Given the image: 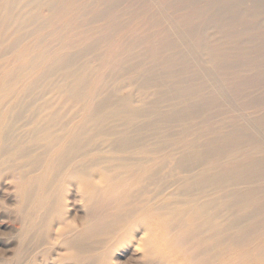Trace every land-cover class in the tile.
I'll list each match as a JSON object with an SVG mask.
<instances>
[{
    "label": "bare ground",
    "instance_id": "1",
    "mask_svg": "<svg viewBox=\"0 0 264 264\" xmlns=\"http://www.w3.org/2000/svg\"><path fill=\"white\" fill-rule=\"evenodd\" d=\"M64 1L0 0V171L32 172L30 180L19 177L18 184L27 221L22 233L31 235L29 244L40 247L45 258L62 251L61 261L73 264H110L119 247L131 244L143 264H264V124L254 121L256 113L251 120L260 130L244 123L255 141L233 125L226 135L219 134L220 128L191 125L198 119L193 102L166 91L163 72L143 70L155 59L160 71L180 64L183 56H160L164 47L148 60L140 56L141 67L121 60L109 82H88L84 77L95 69L71 68L66 60ZM217 2L198 7L195 15L207 19ZM262 18L264 11H247L232 27L245 35L259 33L255 37L262 45L257 22ZM178 19L189 36H197L187 48L199 56L191 62L198 78L229 84L257 67L260 45L251 42L250 50L238 41L210 46L193 28L194 17ZM139 20L156 26L148 16ZM211 23L218 33L228 24L227 19ZM46 29L52 35L48 40L42 35ZM169 36L185 39L171 24L156 41ZM50 40L54 49L45 52ZM7 56L14 69H1ZM35 68L56 80L40 78L38 85L36 80L35 93L29 87L16 91L24 78L20 75ZM222 85L213 88L224 97L227 87ZM256 109L264 111L263 105L251 110ZM75 203L85 213L69 220L67 208ZM110 209L115 213L105 221L94 220L99 211Z\"/></svg>",
    "mask_w": 264,
    "mask_h": 264
},
{
    "label": "rangeland",
    "instance_id": "2",
    "mask_svg": "<svg viewBox=\"0 0 264 264\" xmlns=\"http://www.w3.org/2000/svg\"><path fill=\"white\" fill-rule=\"evenodd\" d=\"M136 1L65 0V15L63 17L65 22H68V20L69 22L64 30L63 38L65 39V47L67 46L65 52L68 51L66 60H69L67 62H69L70 67L76 69L81 66L80 64L93 67L95 70L84 78L88 82L93 80L99 85L106 80L110 81L111 75L117 71V68L115 69L116 65L121 60L128 61L129 67H141L143 62L140 60V56H146L143 59L148 60L151 53L158 48L164 47L163 55L160 56L163 58L174 55L183 56L180 64L177 67H173V69L160 71L158 66L159 59H155L149 61V65L145 64L143 70L156 74L163 72L164 74L162 75L167 78L165 81H168L165 83L166 91L172 92L176 96H182L183 94V97L193 102L192 113L198 119H196L195 123L191 121V125H203V127H206V131L211 128H220L219 134L221 135L224 132V135H226L228 127L233 125L239 130H243L242 134H245L248 139L259 140L252 132L253 130L248 128L247 125L244 126V123L248 122L256 125L255 128L259 130L261 129L259 126L257 127L259 124H254V121H261L260 125L264 124V111L251 110L259 105L264 107V78L259 80L252 77V75L259 77L260 74L264 76V64H260L263 63L260 60L261 58L264 60V56L259 58L262 56L260 53H264V41L261 45L259 40H256L259 33L256 35L255 31H250L245 35V33H241L240 28L232 26L238 24L234 22V19H241V16L247 11L255 14L264 11V0H219V3L216 0H172V3H176L175 7L168 6L169 2L167 0ZM211 2H217V4L211 7L207 19L203 20L195 15L198 7ZM233 3H235L234 7ZM184 5L186 6L185 8L183 7ZM69 7H71L73 13H70ZM67 10L70 14H68ZM102 10H105V12H102ZM42 13L46 14L47 12L42 10L40 14ZM180 15H185L187 18L194 17L195 27L193 26V28L201 32V36L207 37L210 46L223 45L225 42L233 45L238 41V46H244L245 50H250L249 43L252 42L253 46L260 45L259 49L257 48L259 53H256V55L259 54L256 58L259 61V63L256 61L257 67L244 70L243 77L239 76L229 84L222 85L217 79H215L217 81L211 82L213 79L208 76V79L206 78L205 80L198 78V71L192 66L194 64L191 63L192 56L195 57L197 55L187 48L188 43L197 36L191 34L189 36L186 30L182 28L185 27V24L179 25L176 23ZM142 16L150 17V20L156 26L153 27L151 24L143 26L142 21L139 20ZM196 19H198V22H196ZM216 19H227L228 24L221 28V32L228 37L223 36L224 38H222L220 30L218 33V29L212 27L213 23L211 22H215ZM257 22L261 23L258 24L261 27L259 32L264 33V18ZM171 24L178 25L179 34H184L185 39L182 37L178 42L175 37L169 36L164 42L156 41V38L159 40L158 34L169 28ZM47 29L42 35H45L48 40L52 35ZM117 44L121 45V50H119L120 47ZM32 48L34 49V47ZM166 48L172 53H167L168 50ZM53 49V43L50 40L45 52H52ZM232 56L235 60H238L236 55ZM13 65L14 61L10 56L5 57L1 61V69H14ZM78 70L82 74L84 68ZM21 73H24V71ZM25 74V76L20 75L24 78L20 82L21 84H17L16 91H22V89L29 87L31 88L30 92L35 93L36 89L33 87V83L36 80L37 85L40 78H44L45 81L56 80V76L51 78L50 73L42 74L38 68L33 69L31 74ZM214 85L216 87H219V85L220 87L221 85L225 88L227 87L226 96L215 94ZM105 89L110 92L112 89L111 85L108 83ZM121 93H125V91L123 90ZM255 113V117L258 116V118L252 121L251 119L254 118ZM176 120H179V118H176ZM240 122H242V126H240ZM19 177H22L23 181L30 180L32 172L26 168L21 172H11L4 168L0 171V264H29L30 262L32 264H73L71 261H61L60 257L64 253L62 251L53 253L50 257L45 258L40 251V247L35 249L37 245H33V241L29 244L31 235L22 233V229L27 226V221L26 215H24V208L19 207L22 200L20 188H18V184L21 183ZM73 192L75 194L76 191ZM67 203L72 204L71 200ZM81 206L80 203H75L74 206L67 208L69 220H77L80 216H83L85 212ZM114 213L112 209L110 211L101 210L96 214L94 220L102 221ZM135 234L137 238L141 235L139 231H136ZM22 247L23 250L21 249ZM139 252V250H134V245L132 244L123 245L115 251L110 264H143V261L140 260Z\"/></svg>",
    "mask_w": 264,
    "mask_h": 264
}]
</instances>
